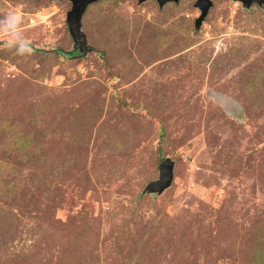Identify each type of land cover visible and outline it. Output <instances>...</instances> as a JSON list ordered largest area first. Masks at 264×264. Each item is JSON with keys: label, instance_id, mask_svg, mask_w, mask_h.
I'll return each mask as SVG.
<instances>
[{"label": "rangeland", "instance_id": "374dc122", "mask_svg": "<svg viewBox=\"0 0 264 264\" xmlns=\"http://www.w3.org/2000/svg\"><path fill=\"white\" fill-rule=\"evenodd\" d=\"M194 1L0 0V264H264V7Z\"/></svg>", "mask_w": 264, "mask_h": 264}, {"label": "water", "instance_id": "95a60500", "mask_svg": "<svg viewBox=\"0 0 264 264\" xmlns=\"http://www.w3.org/2000/svg\"><path fill=\"white\" fill-rule=\"evenodd\" d=\"M70 2V9L67 11L66 17L69 21L68 29L75 41L76 35H78L79 26L81 25V16L86 6L95 0H68ZM139 2L144 0H138ZM158 6H162L167 2H177L178 0H155ZM240 1L243 6L248 7L252 2L257 3L264 7V0H237ZM194 6L199 9V14L194 19V27L198 28L201 22L204 20L209 7L211 6V0H195ZM174 160L170 157H164L157 165V177L150 180L145 187L141 190V194L152 193L159 194L164 189L170 186L173 179Z\"/></svg>", "mask_w": 264, "mask_h": 264}, {"label": "clouds", "instance_id": "9594fccd", "mask_svg": "<svg viewBox=\"0 0 264 264\" xmlns=\"http://www.w3.org/2000/svg\"><path fill=\"white\" fill-rule=\"evenodd\" d=\"M21 17L15 13H8L0 18V31H2L8 39L4 42L6 47L13 48L15 54L25 56L30 54L31 48L28 42L23 38L20 31Z\"/></svg>", "mask_w": 264, "mask_h": 264}, {"label": "flooded vegetation", "instance_id": "af4514ba", "mask_svg": "<svg viewBox=\"0 0 264 264\" xmlns=\"http://www.w3.org/2000/svg\"><path fill=\"white\" fill-rule=\"evenodd\" d=\"M67 1H68V0H67ZM66 19H67V17H66ZM67 22H68V24H69V21H68V20H67ZM77 40H78V39L76 38V41L74 42V49H75V51H77V49L80 50V49L86 47V44H84V43H82V42H78Z\"/></svg>", "mask_w": 264, "mask_h": 264}, {"label": "trees", "instance_id": "16d2710c", "mask_svg": "<svg viewBox=\"0 0 264 264\" xmlns=\"http://www.w3.org/2000/svg\"><path fill=\"white\" fill-rule=\"evenodd\" d=\"M92 3V2H91ZM87 7V6H86ZM82 17V16H81ZM76 38L78 39L77 41L78 42H82L83 43V39H82V37H80L79 35H76V37H75V41H76ZM73 41V40H72ZM75 41H73V43L75 42ZM86 47H87V45H86ZM82 49H84V48H82ZM82 49H80V50H78L77 49V51H75V49L73 48L72 50L73 51H70V53L69 54H72V53H76V52H78V53H81V50ZM66 53V52H65ZM68 54V53H67Z\"/></svg>", "mask_w": 264, "mask_h": 264}]
</instances>
